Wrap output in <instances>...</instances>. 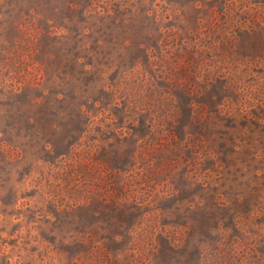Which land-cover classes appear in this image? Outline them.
<instances>
[{"label":"rangeland","instance_id":"obj_1","mask_svg":"<svg viewBox=\"0 0 264 264\" xmlns=\"http://www.w3.org/2000/svg\"><path fill=\"white\" fill-rule=\"evenodd\" d=\"M0 264H264V0H0Z\"/></svg>","mask_w":264,"mask_h":264}]
</instances>
